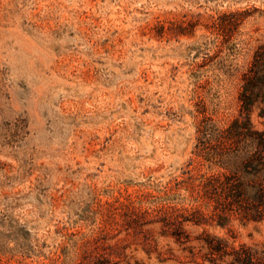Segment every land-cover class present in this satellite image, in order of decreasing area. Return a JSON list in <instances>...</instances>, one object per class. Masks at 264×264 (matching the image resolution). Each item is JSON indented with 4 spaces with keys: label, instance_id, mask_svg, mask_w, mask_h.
Listing matches in <instances>:
<instances>
[{
    "label": "rangeland",
    "instance_id": "1",
    "mask_svg": "<svg viewBox=\"0 0 264 264\" xmlns=\"http://www.w3.org/2000/svg\"><path fill=\"white\" fill-rule=\"evenodd\" d=\"M263 42L264 0H0V264L264 249V220L218 224L200 187L227 170L198 154Z\"/></svg>",
    "mask_w": 264,
    "mask_h": 264
},
{
    "label": "trees",
    "instance_id": "2",
    "mask_svg": "<svg viewBox=\"0 0 264 264\" xmlns=\"http://www.w3.org/2000/svg\"><path fill=\"white\" fill-rule=\"evenodd\" d=\"M237 98V114L224 129L217 134L199 129L198 154L207 155L227 170L208 176L200 187L213 201L219 225H224L231 213L246 221L264 220V129H257L251 118L255 109L257 116L264 118V42L256 47L241 75ZM210 144L211 152L206 150ZM215 240L206 245L211 261L264 264V249L232 246L222 238Z\"/></svg>",
    "mask_w": 264,
    "mask_h": 264
}]
</instances>
